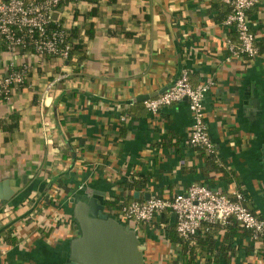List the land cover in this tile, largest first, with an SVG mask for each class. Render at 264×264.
Segmentation results:
<instances>
[{
  "label": "crops",
  "instance_id": "obj_1",
  "mask_svg": "<svg viewBox=\"0 0 264 264\" xmlns=\"http://www.w3.org/2000/svg\"><path fill=\"white\" fill-rule=\"evenodd\" d=\"M228 11L221 0H69L52 19L67 28L92 23L95 31L78 69L75 58L0 47V80L11 65L29 67L23 86L12 87L8 99L0 94V120L19 115L14 130L0 129V231L14 227L19 236L14 245L0 238V264L67 263L79 234L74 208L88 198L107 213L127 196L172 198L198 182L225 194L241 190L264 221V0L248 12L260 52L252 58L228 60V41L236 39L222 25ZM183 70L194 86L209 82L204 119L231 180L187 144L186 99L156 114L140 99L171 88ZM57 76L63 78L45 93ZM135 179L141 184L130 189ZM45 217L56 220L47 232L38 226ZM138 226L145 264H182L181 246L168 239L172 212ZM225 235L214 228L215 250L194 264H264V249L248 253L246 235ZM222 241L231 245L227 259L216 251Z\"/></svg>",
  "mask_w": 264,
  "mask_h": 264
},
{
  "label": "built area",
  "instance_id": "obj_2",
  "mask_svg": "<svg viewBox=\"0 0 264 264\" xmlns=\"http://www.w3.org/2000/svg\"><path fill=\"white\" fill-rule=\"evenodd\" d=\"M65 0H0V47L14 53L17 47L27 46L33 55H56L62 60L69 58L72 43L66 40L62 31L50 29L52 13ZM229 7V12L222 21L227 29H233L235 42L228 41L230 56L235 58H252L260 55L255 45L248 20V12L257 5L259 0H221ZM28 65L19 68L11 65L9 72L0 80V94L8 99L11 88L19 86L26 78ZM62 76L48 81L44 92H50ZM209 82L201 81L192 85L188 72L183 70L178 79L168 90L143 101L145 109L156 114L162 107L171 106L182 99L188 102L192 117L191 130L186 142L196 149H204L214 153V145L207 131L204 119V98ZM246 196L239 189H232L228 194L211 189L209 186L194 182L183 192L172 198L152 196L144 201H121L112 205L107 214L122 224L128 225L135 233L139 223L151 222L155 216L164 211L172 212L175 219L177 235L188 240L204 223L225 225L230 218L249 230L253 237L264 234V221L250 211L246 205ZM3 213H8L4 208ZM49 217L38 221V226L46 232L55 227L56 220L51 223ZM19 237V236H18ZM179 247L180 243L177 244Z\"/></svg>",
  "mask_w": 264,
  "mask_h": 264
},
{
  "label": "trees",
  "instance_id": "obj_3",
  "mask_svg": "<svg viewBox=\"0 0 264 264\" xmlns=\"http://www.w3.org/2000/svg\"><path fill=\"white\" fill-rule=\"evenodd\" d=\"M67 1L69 0H65L64 2H62L59 7L63 4H65ZM230 11V10H229ZM228 11V12H229ZM77 15H79L78 11H74L73 14V18L76 19ZM80 15L82 16H91L93 15L92 12L90 13H81ZM50 29H54V30H59L62 31L65 36H66V40H68L69 42L72 43V49L69 52V58L67 59L68 62H70L73 58H75V60L73 61V64L75 65V69L79 68V65L85 60L86 58V54H85V47H86V43L85 41L87 39H91L94 36V28H93V24L89 23L88 26L84 27L82 24L79 26H73V27H64L62 25V21L61 20H55L52 21L50 23L49 26ZM83 34V36H85L84 38L81 37V35ZM27 46L25 47H17L16 50H23V51H30V47H29V41L27 40ZM1 48L5 49L4 46H1ZM43 56H50V57H58L56 55H43ZM28 75V72H27ZM26 75V78H27ZM26 78L24 79V81L19 85V86H23L26 82ZM2 96V95H1ZM18 120H19V115L17 113H12L7 120H0V129H2L4 132L8 133L11 132L12 130H14L17 125H18ZM201 156L204 160V162H206L209 166L210 169L218 172L221 174V176H228L229 175V179H232V171H230L224 164H222L221 162H219V160L216 157L215 154V149H214V153H207L204 149H199ZM141 184V179H135L134 181H132L129 184V188L133 189V188H138L139 185ZM130 201H144V200H136L133 199L132 196H127V201L126 202H130ZM47 204V203H46ZM246 205V203H245ZM246 207L248 208V206L246 205ZM249 209V208H248ZM250 211H252L251 209H249ZM165 212V211H164ZM253 213H255L254 211H252ZM214 228H223L224 230H226V235L227 236H245L249 238V246H248V253H250L252 251V249L255 248H259V249H264V234L260 237H256L254 238L252 233L243 228L239 222L235 219V218H230L228 223L225 225H220L218 223L216 224H208V223H204L201 225L200 229L197 231L196 235H194L193 237H191L188 240H183L181 239L175 230H169L168 231V239H170L172 242H176V243H180L181 248H180V254L178 256V262L182 263V264H194L196 257L198 255H202L204 253H206L207 251H214L215 250V240H213V230ZM175 229V228H174ZM0 238L1 241L5 244L8 245H14L19 237L16 235L15 232V228L11 227L8 229H4L2 231H0ZM222 244L220 245L219 249H216V251L225 253V257L226 259L229 257L228 254V250L230 249L231 245L230 242L228 245H223V241L221 242ZM217 253V252H216ZM215 253V257H217V254ZM234 255V254H233Z\"/></svg>",
  "mask_w": 264,
  "mask_h": 264
},
{
  "label": "water",
  "instance_id": "obj_4",
  "mask_svg": "<svg viewBox=\"0 0 264 264\" xmlns=\"http://www.w3.org/2000/svg\"><path fill=\"white\" fill-rule=\"evenodd\" d=\"M57 14L53 13V19ZM149 198L146 194L145 200ZM73 215L79 234L70 241V260L65 264H145V247L135 231L110 217L99 201H79Z\"/></svg>",
  "mask_w": 264,
  "mask_h": 264
}]
</instances>
